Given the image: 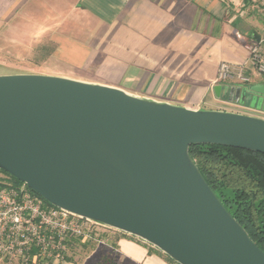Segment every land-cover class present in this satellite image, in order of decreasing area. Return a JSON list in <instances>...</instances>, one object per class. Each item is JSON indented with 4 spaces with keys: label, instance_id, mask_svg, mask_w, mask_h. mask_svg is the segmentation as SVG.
I'll use <instances>...</instances> for the list:
<instances>
[{
    "label": "water",
    "instance_id": "1",
    "mask_svg": "<svg viewBox=\"0 0 264 264\" xmlns=\"http://www.w3.org/2000/svg\"><path fill=\"white\" fill-rule=\"evenodd\" d=\"M216 91L264 112V83H221ZM200 143L264 153V117L62 76L0 75V169L54 206L180 264H264V250L191 157Z\"/></svg>",
    "mask_w": 264,
    "mask_h": 264
},
{
    "label": "crops",
    "instance_id": "2",
    "mask_svg": "<svg viewBox=\"0 0 264 264\" xmlns=\"http://www.w3.org/2000/svg\"><path fill=\"white\" fill-rule=\"evenodd\" d=\"M17 18L43 28L50 23L48 57L76 70L73 78L192 109L264 117L263 111L216 91L223 61L245 65L250 84L264 83L249 50L257 40L264 53V6L258 1L0 0V28ZM107 231L113 250L102 252L100 264H173L152 244Z\"/></svg>",
    "mask_w": 264,
    "mask_h": 264
},
{
    "label": "built area",
    "instance_id": "3",
    "mask_svg": "<svg viewBox=\"0 0 264 264\" xmlns=\"http://www.w3.org/2000/svg\"><path fill=\"white\" fill-rule=\"evenodd\" d=\"M264 6V0H255ZM254 70L264 76V53L261 41L249 44ZM232 79L249 83L245 65L221 62L217 81ZM112 229L95 220L50 205L26 183L0 185V259L17 264H62L70 241L107 243L101 230Z\"/></svg>",
    "mask_w": 264,
    "mask_h": 264
},
{
    "label": "trees",
    "instance_id": "4",
    "mask_svg": "<svg viewBox=\"0 0 264 264\" xmlns=\"http://www.w3.org/2000/svg\"><path fill=\"white\" fill-rule=\"evenodd\" d=\"M189 150L223 204L264 250V153L209 143L193 144ZM19 183L16 177L0 169V185ZM77 241L81 240L72 239L70 247ZM163 254L173 264H180Z\"/></svg>",
    "mask_w": 264,
    "mask_h": 264
},
{
    "label": "rangeland",
    "instance_id": "5",
    "mask_svg": "<svg viewBox=\"0 0 264 264\" xmlns=\"http://www.w3.org/2000/svg\"><path fill=\"white\" fill-rule=\"evenodd\" d=\"M52 34L53 29L50 23L43 28L40 22L34 20L17 18L2 25L0 28V75L34 73L68 78H73L72 75L76 76V70L68 69L52 56L48 57L53 49L50 37ZM107 232L103 229L100 234L104 237ZM108 242H73L64 264H100L102 252L107 250L105 253L109 254L113 250ZM92 251L95 252L92 253ZM0 264L17 263H7L0 259Z\"/></svg>",
    "mask_w": 264,
    "mask_h": 264
}]
</instances>
